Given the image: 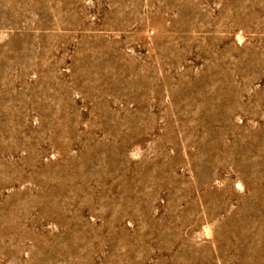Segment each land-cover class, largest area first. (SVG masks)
I'll use <instances>...</instances> for the list:
<instances>
[{
  "label": "rangeland",
  "instance_id": "1",
  "mask_svg": "<svg viewBox=\"0 0 264 264\" xmlns=\"http://www.w3.org/2000/svg\"><path fill=\"white\" fill-rule=\"evenodd\" d=\"M0 264H264V0H0Z\"/></svg>",
  "mask_w": 264,
  "mask_h": 264
}]
</instances>
